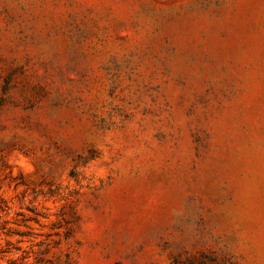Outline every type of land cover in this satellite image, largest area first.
Returning <instances> with one entry per match:
<instances>
[{
    "label": "rangeland",
    "instance_id": "374dc122",
    "mask_svg": "<svg viewBox=\"0 0 264 264\" xmlns=\"http://www.w3.org/2000/svg\"><path fill=\"white\" fill-rule=\"evenodd\" d=\"M0 231V264H264V0H0Z\"/></svg>",
    "mask_w": 264,
    "mask_h": 264
},
{
    "label": "trees",
    "instance_id": "16d2710c",
    "mask_svg": "<svg viewBox=\"0 0 264 264\" xmlns=\"http://www.w3.org/2000/svg\"><path fill=\"white\" fill-rule=\"evenodd\" d=\"M0 233H1V231H0ZM12 234H19V235H21L20 233H9V234H7V236H10Z\"/></svg>",
    "mask_w": 264,
    "mask_h": 264
}]
</instances>
